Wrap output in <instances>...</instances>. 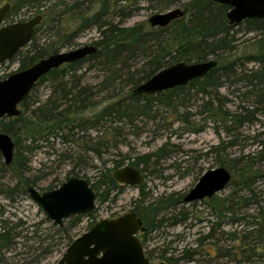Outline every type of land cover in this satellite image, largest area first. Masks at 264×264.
Instances as JSON below:
<instances>
[{"label": "rangeland", "instance_id": "rangeland-1", "mask_svg": "<svg viewBox=\"0 0 264 264\" xmlns=\"http://www.w3.org/2000/svg\"><path fill=\"white\" fill-rule=\"evenodd\" d=\"M5 1L8 0H0V8L6 4ZM76 1L84 3L80 11L83 12L96 11L100 0H49L41 3L39 10L45 13L54 4L64 2L71 6ZM190 1L182 0L168 9L162 8L158 0H110L112 14L104 21L119 27L149 31L154 29L149 23L150 18L175 9L187 15ZM122 9L124 17L120 13ZM35 14L42 15L36 8H24L16 16H10L6 25L27 21ZM57 16L55 19L59 18ZM46 20L34 35L33 44L27 45L22 55H28L33 47L49 49L52 45L58 47L59 52H70L92 46L100 36L98 27H92L69 42L61 41L68 30L77 29L78 22L70 16L62 17V21L56 23ZM243 28L235 27V48L231 55L226 54L230 58L251 51V44L258 35L246 34ZM22 59L23 56H18L12 62L1 64L0 75L9 76L19 71ZM144 62L140 58L135 66L139 69ZM87 67L77 72V77L80 76L81 86L93 89L92 103L95 107L85 114L89 118L106 106L122 100L130 87L119 88V91L102 90L99 84L105 73L96 67L92 70ZM245 67L249 72L258 66L245 62ZM237 79L232 78L218 90H210L207 95L187 85L179 91L180 96L174 100L172 107L156 99L148 104L146 112L132 117V121L115 123L106 118L99 127L88 132L75 130V137L72 140L69 138V142L59 135L51 137L48 142L42 140L36 143L38 148L24 155L29 164L23 178L36 181L31 187L42 193L60 188L72 177L85 179L92 185L97 182L103 168L115 172L117 169L114 166L120 162H124L122 167L131 166L144 175L141 186H124L115 198L102 204L96 203L95 211L88 217L81 216L76 226L70 228L69 234L60 232L59 227L48 220L29 193H22V189L18 188L12 199L8 197L9 188L16 187L19 180L11 171L3 169L4 158L0 153V233L4 229L13 230L12 247L0 253V264H59L70 246L69 238L76 240L102 220L149 207L155 208L153 216L158 220L164 219L161 228L138 235L142 243L145 241L146 253H152L153 264L165 262L161 255L178 259L186 251L195 252L196 262L200 264H264V250L253 255L251 260H246L242 249H239L240 241L229 236L237 233L240 238L246 232L255 231L260 223V214H264V160L257 158L264 149V109L257 107V99L247 94V89L241 88L242 85H232L237 83ZM54 86L46 82L32 92L30 101L34 103L33 109L46 104L53 97ZM145 103L141 101L142 106ZM216 109L221 112L220 116L215 115ZM247 110L250 114L241 124L233 125L225 119L224 115H237ZM67 133L64 132V135ZM22 145L28 147L30 143L24 142ZM157 152L159 156L154 157ZM146 156L151 158L145 161L143 158ZM248 158L253 159L252 164L261 173L254 185L259 204L242 207L235 216L228 212L220 216L218 211L223 210L222 204L232 193L234 184L240 181L241 168L236 166L235 161L245 162ZM220 167L232 174L228 187L213 199L185 203V197L200 178L207 171ZM246 195L249 193L246 192ZM160 202L161 208L158 206ZM71 219L65 220L64 227H70ZM213 230L215 240L211 243L216 248L214 246L211 250L204 237H208ZM256 245L264 247V244ZM205 250L211 251V255H206ZM225 251H230V256H226Z\"/></svg>", "mask_w": 264, "mask_h": 264}, {"label": "trees", "instance_id": "trees-1", "mask_svg": "<svg viewBox=\"0 0 264 264\" xmlns=\"http://www.w3.org/2000/svg\"><path fill=\"white\" fill-rule=\"evenodd\" d=\"M9 1L14 5L9 16H16L22 9L29 7L36 8L37 12L42 14L43 21L41 24L45 21L47 22L46 19L56 23L62 21V17L65 16H70L71 19L78 22L77 29L74 31L68 30L61 41L69 42L72 38L79 37V34L84 30L92 27H98L100 35L93 44L97 48L95 54L76 63L66 64L59 69L52 70L37 83L34 91L38 86L46 82L55 85L53 97L47 100L46 104L39 105L36 109H33L34 103L30 101V96H28L22 103V114L19 117L4 119L0 122L1 131L11 136L15 142L13 162L10 165L3 164V169L11 171L19 180L16 187L9 188L10 195L8 197L11 199L18 188L22 189V193L28 194L29 187L35 185L36 181L23 178L28 171L29 164V160L24 155L38 148L35 144L39 141L48 142L51 137L60 135L69 142V138L72 140L75 137V130L82 133L88 132L90 129L99 127L106 118L115 123L130 121L137 113L146 112L148 104L156 99L172 107L174 100L180 96L179 91H182L185 86L158 93L155 97L142 96L141 98L133 94L134 89L171 65L180 62L190 64L193 61L216 60L218 66L213 71L201 79L192 81L188 86L198 89L199 93L203 95H207L210 90H218L225 83L230 82L232 78H238L237 83L232 85H242L241 88L247 89V94L257 99V107L264 109V19H248L239 25H231L227 19L230 8L219 4L218 0H191L187 5V15L184 14L182 18L173 21L166 28H154L149 31H143L137 28L119 27L104 21L108 20L112 14L110 12V0L98 1V9L96 11L86 10L80 12L84 3L76 1L71 6L64 2V4L62 3L63 5L61 4L62 6L54 4L48 7L45 13L39 9L42 8L41 3L49 0ZM158 1L162 8L169 9L182 0ZM122 12H124V9L120 13L122 14ZM57 14L59 18L55 19ZM124 15L122 14L123 17ZM128 15H131V13ZM39 26L35 29L34 35L38 31ZM238 26L240 28L244 27L246 34L257 33L258 35L251 44V51L236 58H230L226 54L231 55L235 48L233 45L236 34L235 27ZM33 40L34 36L29 44H33ZM57 48L53 45L49 49L33 47L28 55H22L21 50L10 62L14 61L18 56H23L19 69V71H22L53 54L59 53ZM140 58H143L145 62L138 69L135 64ZM245 62L247 64L254 63L258 67L248 72ZM84 66H88L89 70L96 67V69H100L102 73H105L103 81L99 84L102 90L119 91V88L130 87L122 100L106 106L89 118H86L85 114L89 109L95 107L92 103L93 89L81 86L80 76L77 77V72L82 70ZM6 77L8 75H0V81ZM59 96L61 97L60 101L57 99ZM55 97H57L56 101ZM142 100L146 101L144 106L141 104ZM216 114L220 116L221 112L216 109ZM248 114H250V111L247 110L241 111L237 115L224 116L226 121L231 122L233 125H238L248 118ZM64 132H68L67 135H64ZM24 142H28L30 145L28 147L23 146ZM93 150L98 152V155H101V152L96 148H93ZM153 156H159V152ZM258 157L264 160V149L258 154ZM147 158H151V156H146L143 160L146 161ZM252 160L248 158L245 162L242 160L235 161L236 166L241 168L240 181L234 184L232 193L224 201V205L222 204L223 210L218 211L220 216L225 212L232 213L235 216L242 207L259 204L254 185L261 173L255 169L256 165L252 164ZM134 164L136 165V163ZM123 165L124 162H120L114 166V169L121 168ZM90 186L96 193L97 203L101 204L111 198H115L123 190V186L114 179L112 169L106 168H103V171L99 173L97 182ZM246 192L249 195H246ZM158 206L161 208L162 202ZM154 211L155 208L149 207L143 208V211L135 212L143 220L144 226L148 230L161 228L164 223V219L158 220L155 215L153 216ZM80 218L81 216L72 217L69 220L70 227H64L63 225L59 227V231L69 234L70 228H74ZM259 220L260 223L255 231L246 232L240 238L237 237V233L229 235L234 240L240 241L239 249H242L246 260H251L253 255H257L260 250H264V247L259 248L256 245L264 244L263 213L260 214ZM171 221L173 222L174 220ZM12 231V229H4L0 233V253L5 249L10 250L12 247ZM214 231L208 237H204L205 241L209 242L208 247L211 250L215 246L211 243L212 240H215V237H212ZM73 242L74 240L69 238V245ZM144 242L143 244L145 245ZM201 244L203 245V241H201ZM251 244H253V247ZM246 246H248L247 249ZM205 251L206 255H211V251ZM229 252L226 253V256H230ZM150 254L152 253H146L149 260H151ZM195 254V252L186 251L178 259L170 258L166 255H161L160 258L168 264H200L196 262Z\"/></svg>", "mask_w": 264, "mask_h": 264}, {"label": "water", "instance_id": "water-1", "mask_svg": "<svg viewBox=\"0 0 264 264\" xmlns=\"http://www.w3.org/2000/svg\"><path fill=\"white\" fill-rule=\"evenodd\" d=\"M230 8L227 19L231 25H239L248 19H264V0H218ZM7 4L0 9V64L11 60L30 43L34 30L43 21L39 15L26 22L4 25L9 12ZM184 13L170 10L149 19L154 28H166ZM97 52L95 46H84L70 52L53 54L32 67L14 73L0 81V121L21 115L19 105L26 99L35 85L49 72L76 63ZM218 66L216 60L171 65L148 81L138 86L133 94L137 96L156 95L177 87L187 86L201 79ZM0 153L6 165L14 159L15 142L8 134L0 131ZM114 179L127 186H140L144 182L142 173L131 166L117 169ZM231 181V174L224 168L207 171L185 197V203L212 198L224 190ZM28 193L37 202L48 220L55 226L76 216L91 214L96 208L97 196L87 180L72 177L58 189L40 193L29 187ZM143 222L135 213L116 219H107L78 237L66 250L59 264H153L145 255L144 245L137 235L143 231ZM160 264H166L165 262Z\"/></svg>", "mask_w": 264, "mask_h": 264}, {"label": "flooded vegetation", "instance_id": "flooded-vegetation-1", "mask_svg": "<svg viewBox=\"0 0 264 264\" xmlns=\"http://www.w3.org/2000/svg\"><path fill=\"white\" fill-rule=\"evenodd\" d=\"M5 2H6V4H5L4 6H6L7 4L10 5L9 12H8V14H7L6 18H5V22H4V25L7 26V25H6V20H7L8 18H10L9 14L11 13V11H12L14 5H13V3L10 2L9 0H8V1H5ZM4 6H3V7H4ZM3 7H2V8H3ZM2 8H0V9H2ZM37 16H39V15L32 16V17H30V19H28L27 21H30V20L34 19L35 17H37ZM21 22H26V21H21ZM13 24H14V23H13ZM9 25H11V24H9ZM36 28H37V27H36ZM36 28H35V29H36ZM34 33H35V30H34ZM33 36H34V34H33ZM32 38H33V37H32ZM31 40H32V39H31ZM27 45H28V44H27ZM24 48H25V47H24ZM24 48H23V49H24ZM23 49H22V50H23ZM20 51H21V50H20ZM16 55H17V54H16ZM16 55H15V56H16ZM15 56H14V57H15ZM14 57H13V58H14ZM13 58H12V59H13ZM12 59H11V60H12ZM11 60H9V61H11ZM7 62H8V61H7ZM5 63H6V62H5ZM0 65H1V64H0ZM25 70H26V69H25ZM22 71H23V70H22ZM17 72H20V71H17ZM17 72H14V73H17ZM14 73H12V74H14ZM12 74H10V75H12ZM10 75H9V76H10ZM9 76H8V77H9ZM8 77H6V78H8ZM6 78H4L3 80H5ZM3 80H1V81H3ZM40 80H41V79H40ZM36 85H37V84H36ZM36 85H35V87H36ZM35 87H34V88H35ZM26 98H27V97H26ZM22 103H23V102H22ZM22 103L19 105V110H21V114H22ZM16 118H17V117H16ZM4 119H13V118H7V117H6V118H3L2 120H4ZM2 120H1V121H2ZM1 121H0V122H1ZM0 131H1V129H0ZM1 132H2V131H1ZM13 141H14V140H13ZM1 155H2V154H1ZM4 163H5V162H4ZM121 168H122V167H121ZM118 169H119V168H118ZM139 171H140V170H139ZM140 172H141V171H140ZM113 173H114V172H113ZM141 173H142V172H141ZM142 175H143V173H142ZM143 177H144V175H143ZM200 179H201V178H200ZM199 181H200V180H199ZM88 183H89V182H88ZM118 183H119V182H118ZM120 184H121V183H120ZM121 185H122L123 187H124V186H127V185H123V184H121ZM140 186H141V185H140ZM50 191H51V190H50ZM190 191H191V190H190ZM39 192H40V191H39ZM40 193H42V192H40ZM189 193H190V192H189ZM213 198H214V197H213ZM213 198H211V199H213ZM96 203H97V202H96ZM95 209H96V208H95ZM94 211H95V210H94ZM132 213H135V212H132ZM135 214H136V213H135ZM89 215H90V214H89ZM89 215H86V217H88ZM136 215H137V214H136ZM137 217H138V215H137ZM71 218H72V217H71ZM138 218H139V217H138ZM113 219H116V218H113ZM140 219H141V218H140ZM141 220H142V219H141ZM102 221H103V220H102ZM102 221H100V222H102ZM64 222H65V221H64ZM100 222H98V223H100ZM142 222H143V220H142ZM98 223H95L94 226H95L96 224H98ZM63 225H64V224H63ZM54 226H55V225H54ZM94 226H91L90 230H91ZM57 227H62V226H57ZM143 229H144V230H143V231H140L139 234L142 233L143 235H145L146 232H148V229L144 226V222H143ZM87 232H88V231H87ZM139 234H138V235H139ZM138 235H137V237H138ZM138 238H139V237H138ZM139 240H140V239H139ZM140 241H141V240H140ZM141 242H142V241H141ZM143 245H144V244H143ZM144 250H145V248H144ZM145 255H146V250H145ZM146 257H147V255H146ZM147 258H148V257H147ZM148 259H149V258H148ZM150 261H151V260H150Z\"/></svg>", "mask_w": 264, "mask_h": 264}, {"label": "bare ground", "instance_id": "bare-ground-1", "mask_svg": "<svg viewBox=\"0 0 264 264\" xmlns=\"http://www.w3.org/2000/svg\"><path fill=\"white\" fill-rule=\"evenodd\" d=\"M88 57H89V56H88ZM84 59H85V58H84ZM82 60H83V59H82ZM33 91H34V88L31 90V92L29 93L28 96H30V95L32 94ZM28 96H27V97H28ZM60 98H61L60 96L57 98L58 101H60ZM59 103H61V102H59ZM226 170H227V169H226ZM227 171H228V170H227ZM228 172H229V171H228ZM229 173H230V172H229ZM230 174H231V173H230ZM231 180H232V174H231ZM230 182H231V181H230ZM228 185H229V184H228ZM227 187H228V186H227ZM227 187H226V188H227ZM226 188H225V189H226ZM34 189H36V188H34ZM225 189H224V190H225ZM36 190H37V189H36ZM37 191H38V190H37ZM222 191H223V190H222ZM222 191H221V192H222ZM219 193H220V192H219ZM217 194H218V193H217ZM217 194H215L213 197H215ZM213 197H212V198H213ZM207 199H211V198H205L204 200H201V201H205V200H207ZM32 200H33V199H32ZM33 201H34V200H33ZM201 201H195V202H201ZM34 202H35V201H34ZM36 203H37V202H36ZM192 203H194V202H192ZM37 204H38V203H37ZM38 205H39V204H38ZM39 206H40V205H39ZM40 207H41V206H40Z\"/></svg>", "mask_w": 264, "mask_h": 264}]
</instances>
